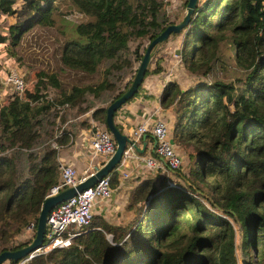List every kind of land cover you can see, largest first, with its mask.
I'll list each match as a JSON object with an SVG mask.
<instances>
[{
	"label": "trees",
	"instance_id": "16d2710c",
	"mask_svg": "<svg viewBox=\"0 0 264 264\" xmlns=\"http://www.w3.org/2000/svg\"><path fill=\"white\" fill-rule=\"evenodd\" d=\"M54 2L0 0V17L13 18L7 33H0V43L6 41L17 60L21 54L15 46L29 33L57 30ZM67 2L87 18L73 25L71 35L55 37L54 67L38 68L34 83L25 84L21 95L14 90L0 101V251L29 242L15 243L14 238L29 221L36 222L49 186L59 179L57 153L67 144L69 131L63 128L53 137L50 126L56 105L83 113L92 106L86 102L87 94L95 99L108 91L110 99L91 109V117L107 129L105 107L126 88L119 90L122 69L131 68L133 59L139 62L149 39L179 20L186 0L174 18L166 15L163 0ZM179 32L177 60L196 79L186 86L167 79L159 92L160 104L173 112L168 137L174 150L180 155L178 146L191 147L185 163L170 170L178 181L169 180L167 168L143 177L129 174L124 180L111 169L112 194L120 182L128 183L122 204L129 221L113 222L102 210L93 212L68 245L22 264H238L236 233L240 264H264V0H197ZM226 39L242 75L230 81L198 78L211 69L219 43ZM131 42L135 44L129 52ZM157 46L151 48L143 78L161 68L156 62L150 66ZM141 83L123 103L138 93ZM205 93L220 104L223 120L213 136L195 143L187 136V118L199 115L196 107ZM206 159L223 173L219 194L206 181L203 168L193 167ZM129 178L136 183L129 184Z\"/></svg>",
	"mask_w": 264,
	"mask_h": 264
},
{
	"label": "rangeland",
	"instance_id": "374dc122",
	"mask_svg": "<svg viewBox=\"0 0 264 264\" xmlns=\"http://www.w3.org/2000/svg\"><path fill=\"white\" fill-rule=\"evenodd\" d=\"M182 1L183 0H166L165 5V11L166 15L169 18H174V16L177 13H180L182 10ZM56 8L53 10V17H54V25L56 27V31H39L34 30L32 33H29L26 37L23 38L20 45H16L15 49L18 51V53L21 54V58L19 60L16 59V55L10 50L9 46L7 45L6 41L0 43V101L4 100L11 95L15 89H13L12 86L5 85L3 83V77L8 74L9 70L12 69L16 73H19L23 79V83L25 87H30L32 83L35 81V72L38 68L43 67L48 69H51L54 67V60H53V52L54 47L56 46L55 37L61 38L63 36L71 35L73 33V25L81 20L86 19L87 17L84 14H81L74 8H72L67 0H55ZM180 17H178L179 19ZM13 20L11 16L6 17H0V33L6 34V26L7 23H10ZM172 36V41L174 42L173 45L180 44L181 40V33L175 32V34H170L163 42H166L169 37ZM34 41V42H32ZM37 43V44H36ZM34 45V48H31V45ZM134 42L130 43V49L127 51L130 52L132 45H134ZM146 44V41H143L140 44V50L144 45ZM163 47V43H158L157 51H159L160 48ZM155 50V51H156ZM128 54V52H127ZM161 68L164 69V74L167 76H164L165 79H175L180 86H186L193 82L194 79H196V76L192 73L188 72L183 68L179 60H175L173 56L166 55L163 59H161ZM138 65V62L133 59L131 68H124L122 69V82L119 83V90H123L125 87L128 86L130 83L132 77H133V68ZM243 71L235 66L234 59H233V46L230 43L229 40H223L219 43V52L217 53V58L213 61L211 69L207 72L205 76H198V78L202 79L205 78L207 80L212 79H220L223 81H230L235 76L242 75ZM158 76V75H156ZM150 80V81H149ZM155 78L151 76V78H148V83L150 84L148 86V89L150 91L155 90L158 86L154 82ZM64 83L67 81H64ZM147 82L146 76L143 78L142 83ZM235 84H239V82H235ZM154 87V89H153ZM22 94V92H21ZM48 98H52V94L48 93ZM112 93L105 91L102 93V95L99 98H93L91 95H86V102L90 105H94L96 103H102L106 100H109ZM2 102V101H1ZM0 102V103H1ZM169 109H171L169 107ZM196 110L199 112L198 116H189L187 118V136L188 138L195 142H201L204 140L209 139L211 136H213L217 130L219 129L221 123H222V111L220 104L217 103L213 96L209 93H205L204 97L201 100V103L198 107H196ZM60 111V112H59ZM165 113L163 112L162 119L164 120L168 134L171 132V127L173 123V112L166 110L164 108ZM169 111V112H168ZM56 115L59 114V118L56 121L52 122L50 128L52 129L51 132L58 131L59 129H67L68 131H73L74 126L79 124H85L86 123V117L84 116H78V112L75 109H70L69 107H59L56 111ZM59 112V113H58ZM160 115V114H159ZM52 117V112L49 116H47V120H50ZM56 118V116H55ZM61 118L63 120H61ZM62 124V128L61 125ZM102 126V125H101ZM103 127V126H102ZM130 128V126H129ZM73 133V132H72ZM178 152L180 153L181 161L183 164L186 160V153L187 151L191 150L190 146H187L184 148L177 147ZM97 157H95V160ZM23 158L20 157L19 162H22ZM181 162V163H182ZM202 167L203 176L205 177L206 181L212 185V188L214 190L215 194H219L222 190L223 184H224V176L222 171L218 168L217 165H215L211 160H204L200 163L193 164L194 168ZM157 172H164V168L161 169H148V172L154 174ZM166 176L169 178L170 181H173L175 179L178 181L177 177L173 174L172 171L167 170ZM129 178L128 180H130ZM133 179V178H132ZM131 179V180H132ZM127 180V182H128ZM126 184V183H124ZM112 194V191H111ZM123 197L119 198V200H123ZM119 203L117 208H113L112 206H107V202L103 199L98 204L93 207V212H96V210H102L103 214L108 220H111L113 222H123L127 223L130 218V214L125 211L123 208L122 201L117 202ZM107 208H101V207ZM218 210L217 208H215ZM27 225V224H26ZM25 225V226H26ZM25 226L21 229V231L15 236L14 242H27L29 240L34 230H30L28 233L24 234ZM237 227L235 225V231H237ZM240 234L236 233V256L238 260V264H240V256L241 252L239 249V239ZM0 264H13L8 259L3 260Z\"/></svg>",
	"mask_w": 264,
	"mask_h": 264
},
{
	"label": "built area",
	"instance_id": "2783aa9c",
	"mask_svg": "<svg viewBox=\"0 0 264 264\" xmlns=\"http://www.w3.org/2000/svg\"><path fill=\"white\" fill-rule=\"evenodd\" d=\"M3 83L8 85V87L12 86L21 95L24 83L19 73L10 69L8 74L3 77ZM64 106L66 104L56 105V108ZM159 110V105H156L150 111L144 108V116L141 121L132 126L129 132L126 133L128 140L125 143L119 161L114 166L118 170L121 180L128 177L132 173L131 171L137 167L147 170L152 168H167L171 170L180 164V155L173 148L168 137L166 124L158 115ZM58 118L59 114L54 119L57 121ZM60 125V128H62V124ZM60 131V129L55 131L53 137L60 133ZM145 132H149L152 135L153 154L142 156L137 152V141H139L141 135ZM50 142L52 146L58 148L54 141ZM88 145L91 156H100L102 164L114 151L115 142L106 128L102 127L97 120L91 119ZM57 162L59 179L49 186L46 195L56 193L66 186L74 185L98 168L90 171L88 168H84L81 172H78L71 164L64 163L58 159V156ZM108 173L97 179L91 186L77 191L50 208L45 217V230L41 244L26 256L17 259L13 264H22L30 257L44 253L51 248L66 246L69 244L71 237L82 232L84 226L89 223L93 207L96 204L99 205V202L103 199L106 200L111 195L112 189L109 186ZM34 228V221H29L25 226V230L28 231L34 230Z\"/></svg>",
	"mask_w": 264,
	"mask_h": 264
},
{
	"label": "crops",
	"instance_id": "0c3cea01",
	"mask_svg": "<svg viewBox=\"0 0 264 264\" xmlns=\"http://www.w3.org/2000/svg\"><path fill=\"white\" fill-rule=\"evenodd\" d=\"M172 36L169 37V39L166 42L163 43V47L159 49V51H155L153 54V61L151 62L150 66L153 67L156 62V65H161V59H163L166 55H171L175 60H177L175 49L179 48V43L176 45H173L174 42L172 41ZM164 69H160L158 72L150 73L146 75V81L141 83L140 90L138 93L130 100L123 103L116 112L114 119V122H117L122 126V130L124 133H128L130 128L134 125H136L138 122L141 121L142 117L144 116V108L148 109V111L152 110L156 105H159L160 112L159 116L160 118H163V112L164 107L159 102V92L163 86V83L165 80L164 76H167L168 73L164 74ZM158 75V76H156ZM153 76L155 78L154 82L157 84V88L153 91H150L148 89V86L150 85L148 82V78H151ZM154 89V87H153ZM98 103L92 105L88 110L84 111L83 113H78L77 117L80 115L86 117V123L85 124H79L75 125L73 129V133L69 131V140L66 145H62L58 149V159H60L64 163L71 164L74 166V168L81 172L84 168H88V170H93L94 168L100 167L101 164V157L100 156H91V151L88 145V139L90 137V130H91V109H93L94 106H97ZM166 109V108H165ZM166 110L171 111V109L167 108ZM168 111V112H169ZM95 120V119H94ZM130 126V128H129ZM152 144H153V138L152 135L149 132H145L141 135L139 141H137V152L139 155H150L152 154ZM95 157H97L95 160ZM131 174H134V176H137L140 174L141 177L145 176L148 172V170H145L141 167H137L131 171ZM149 173V172H148ZM147 173V174H148ZM137 180H131L129 184H135ZM126 182H120L117 189L113 191L112 197L106 201L107 206H112L113 208H117L118 204L117 202H123L125 195L123 192L126 191L128 188V183L124 184ZM123 197V200H119V198ZM100 205V204H99ZM106 207H101L107 208ZM98 211V210H96ZM28 230L24 231V234L28 233Z\"/></svg>",
	"mask_w": 264,
	"mask_h": 264
},
{
	"label": "water",
	"instance_id": "95a60500",
	"mask_svg": "<svg viewBox=\"0 0 264 264\" xmlns=\"http://www.w3.org/2000/svg\"><path fill=\"white\" fill-rule=\"evenodd\" d=\"M196 1L197 0H186L183 13L180 16L179 20L166 24L155 36L149 39L130 83L119 95H117L106 105L104 120L105 125L115 142L114 151L93 173L87 175L80 181L76 182L74 185L66 186L56 193L45 195L40 205L38 216L35 222L34 233L31 239L26 244L15 249L1 250L0 263L5 259L16 261L17 259L26 256L33 249L37 248L42 241L43 232L45 230V217L49 209L56 205L58 202L75 194L77 191H81L82 189L91 186L97 179L108 173L117 164L128 138L127 135L124 132L120 131L114 123L113 112L121 103L128 99L137 90V86L142 81L145 69L147 68V63L151 54V48L156 43H159L166 39L170 33L178 32L184 25L187 24L190 18V14L192 13L196 5ZM174 52L177 55L179 53V48H176ZM233 228H235L234 224ZM110 237L111 236L108 234V240H110Z\"/></svg>",
	"mask_w": 264,
	"mask_h": 264
}]
</instances>
